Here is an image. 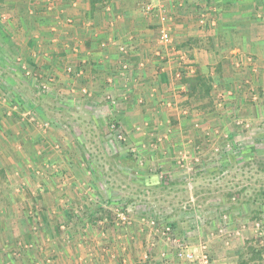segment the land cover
<instances>
[{"label":"rangeland","instance_id":"1","mask_svg":"<svg viewBox=\"0 0 264 264\" xmlns=\"http://www.w3.org/2000/svg\"><path fill=\"white\" fill-rule=\"evenodd\" d=\"M22 18L23 42L34 25ZM52 52L67 54L58 43ZM2 55L0 264H95L97 242L116 264H264V86L230 99L217 86L212 106L183 92L165 122L155 114L157 126L129 129L107 111L110 98L94 103L84 81L47 79L25 53ZM44 194L55 217L47 226L29 212ZM39 232L55 236L54 251L33 259Z\"/></svg>","mask_w":264,"mask_h":264},{"label":"crops","instance_id":"2","mask_svg":"<svg viewBox=\"0 0 264 264\" xmlns=\"http://www.w3.org/2000/svg\"><path fill=\"white\" fill-rule=\"evenodd\" d=\"M136 1L100 0L92 8L90 0H0V12L7 13H0V19L6 20L0 26V54L25 53L26 63L42 67L47 79L84 81L85 88L93 90L94 103L110 98L115 106L108 104L107 111L119 127L125 124L129 129L136 124L157 126L155 114L165 122L164 114L174 111L171 107L188 90L181 82L183 76H209L223 99H230L232 93L241 98L245 90L264 86V7L259 6L264 0H156L170 17L168 43L161 41L157 17L140 9ZM24 15L32 20L29 27L34 25V30L33 37L22 42L29 29ZM42 28L49 30L46 36ZM57 43L67 54L55 59L52 50ZM40 49L44 54H36ZM4 60L2 55L0 63ZM167 121L175 128L183 125ZM53 177L48 170L46 178L51 182L41 186L48 191L45 194L53 190ZM45 194L43 202L36 197L29 212L35 209L32 219L47 226L55 217ZM40 232L33 238V259L54 251L50 247L55 236ZM106 240L115 242V237ZM93 247L95 264H116L109 249L98 242ZM123 258L122 262L129 261L127 254Z\"/></svg>","mask_w":264,"mask_h":264},{"label":"trees","instance_id":"3","mask_svg":"<svg viewBox=\"0 0 264 264\" xmlns=\"http://www.w3.org/2000/svg\"><path fill=\"white\" fill-rule=\"evenodd\" d=\"M92 8L100 0H90ZM181 82L187 85V99L203 102L208 100V104L212 106V79L209 76H196V77H182ZM206 103L202 104L200 108L205 109L208 107Z\"/></svg>","mask_w":264,"mask_h":264},{"label":"built area","instance_id":"4","mask_svg":"<svg viewBox=\"0 0 264 264\" xmlns=\"http://www.w3.org/2000/svg\"><path fill=\"white\" fill-rule=\"evenodd\" d=\"M146 13L153 14L159 18L161 28L159 30L160 38L162 43H168L170 41V33H169V22L170 17L165 12L164 8L162 6L155 7L152 5H147L144 8ZM186 257H192L191 255L186 254Z\"/></svg>","mask_w":264,"mask_h":264}]
</instances>
